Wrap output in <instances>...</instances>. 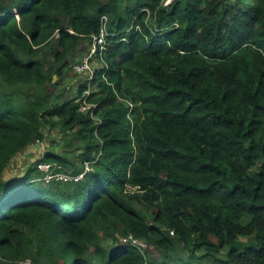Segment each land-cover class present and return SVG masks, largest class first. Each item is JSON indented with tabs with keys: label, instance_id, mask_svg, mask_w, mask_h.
<instances>
[{
	"label": "trees",
	"instance_id": "trees-1",
	"mask_svg": "<svg viewBox=\"0 0 264 264\" xmlns=\"http://www.w3.org/2000/svg\"><path fill=\"white\" fill-rule=\"evenodd\" d=\"M103 16L91 77L49 92ZM26 257L264 264V0H0V264Z\"/></svg>",
	"mask_w": 264,
	"mask_h": 264
},
{
	"label": "rangeland",
	"instance_id": "rangeland-1",
	"mask_svg": "<svg viewBox=\"0 0 264 264\" xmlns=\"http://www.w3.org/2000/svg\"><path fill=\"white\" fill-rule=\"evenodd\" d=\"M89 47L88 45H81L80 50L78 51L77 59L71 62L65 69L63 76H59L58 74H53V82L47 84V89L49 92L54 93H74L76 89V85L79 80H85L91 77V72H79L74 68V64L79 62L80 60L84 59V57L89 55L90 51L88 52ZM81 52V53H80ZM88 52V53H87ZM93 52V51H92ZM81 55V57H80ZM86 56V57H87ZM99 65L98 62L93 61L91 62L92 70L95 66ZM49 136L46 140L40 142V144H34V148H29L28 150H23V152L17 154L14 159L12 160L10 166L8 167L6 174L9 177L15 175H21L26 168L32 164L33 162L37 161L43 153L47 150H53L52 145L50 144L51 136L57 134L56 131L48 132ZM60 138V137H58ZM62 150V147H58L56 151ZM104 244H108V241H105ZM147 249L151 252L155 257H159V252L153 246L148 245Z\"/></svg>",
	"mask_w": 264,
	"mask_h": 264
},
{
	"label": "built area",
	"instance_id": "built-area-1",
	"mask_svg": "<svg viewBox=\"0 0 264 264\" xmlns=\"http://www.w3.org/2000/svg\"><path fill=\"white\" fill-rule=\"evenodd\" d=\"M172 0H165V4L170 3ZM103 21L105 22L101 32L98 35H94L93 43H92V50L90 54L84 58V60L76 62L74 64V68L79 71V72H91V75L93 73L92 67H91V62L90 58L92 57L93 53L97 49L98 45L101 47L104 46L106 42V34H107V28H106V22H107V16H103ZM93 51V52H92ZM89 91L87 90V93ZM90 107V104L87 101V98L84 97L82 99V104H81V109L82 110H87ZM37 145V144H36ZM38 166L45 171V177L47 181H51L52 179H63L65 181L68 180H77L79 178H82L85 174V172L89 169V163L87 162L86 165V171L82 172L78 175H73L71 173H67L64 171H54L55 166L53 163L47 162V161H40L38 163ZM58 168L60 165H58ZM173 233V231H171ZM124 242H129L137 247H139L142 251L147 247V242L144 239L138 238L135 236L133 233H129L124 237ZM17 264H35L34 260L31 257H26L24 259H21L17 262Z\"/></svg>",
	"mask_w": 264,
	"mask_h": 264
}]
</instances>
